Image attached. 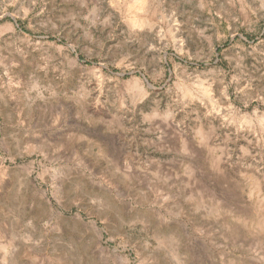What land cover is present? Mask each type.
Masks as SVG:
<instances>
[{
  "label": "clouds",
  "instance_id": "clouds-1",
  "mask_svg": "<svg viewBox=\"0 0 264 264\" xmlns=\"http://www.w3.org/2000/svg\"><path fill=\"white\" fill-rule=\"evenodd\" d=\"M0 264H264V0H0Z\"/></svg>",
  "mask_w": 264,
  "mask_h": 264
}]
</instances>
